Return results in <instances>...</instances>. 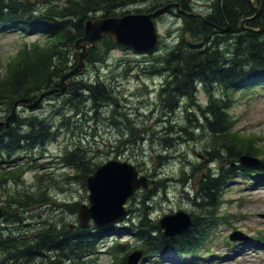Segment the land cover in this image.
I'll list each match as a JSON object with an SVG mask.
<instances>
[{"label":"trees","instance_id":"obj_1","mask_svg":"<svg viewBox=\"0 0 264 264\" xmlns=\"http://www.w3.org/2000/svg\"><path fill=\"white\" fill-rule=\"evenodd\" d=\"M141 1L146 0H0L2 31H34L46 38L45 45L33 43L24 47L6 64V72L3 77L0 76V105L6 104L9 111L17 101L23 103L37 98L44 91L57 88L58 79L72 68L78 58L74 45L83 36L85 21L93 19L96 12H103L102 17L121 16L124 12L117 13V8ZM149 1L154 8L173 2ZM253 2L260 6V13L246 25L259 28L264 25V0ZM180 9L187 11L186 4H180ZM173 11L176 8H172L170 12ZM253 14L247 0H222L221 10L213 7L210 14L204 17L212 25L222 26L223 19L228 23L229 33L219 36L209 25L174 13L175 17L183 20L178 38L180 44L171 47V52L166 56L156 58L157 64L149 61L144 66L150 75H166L158 91L161 110L173 113L183 99L188 104L183 111L184 117L189 124H194L189 130L181 129L186 140L197 138L194 135L196 129L201 132L207 130L211 134V144L205 151V164H192L191 176L189 175L194 193L191 201L201 212L199 215L190 214L191 225L187 231L166 237L156 221L150 219L145 198L139 203L142 216L133 227V235L147 257L159 256L168 248H172L180 256L200 254L201 248L208 241L206 234L211 232V228L215 229L219 222L216 210L221 204V192L235 179L231 165L241 156L261 158L260 165L254 171L264 176V146L259 142L256 144L254 137H246L233 131V121L227 113L234 103L230 92L264 85V32L257 34L241 30L239 23ZM222 37L224 39L221 41L217 39ZM102 39L107 47L99 52L97 49H90L85 57L86 61L99 63L109 50L116 47L107 37L103 36ZM225 41L228 47L226 56L218 50L219 42ZM106 87L107 84L98 80L79 81L75 84L69 80L66 91L69 96L63 98L60 106H51L53 110L50 116H29L16 122L18 128L15 124L0 132V159L11 160L16 166L0 176V185L16 176H22L26 169L23 165L28 162L23 160L30 158L26 157L27 153L32 154L35 149L42 150L48 143L56 140L60 129L68 128V119L62 113L66 106L74 115L84 111V103H89L90 109L95 110L103 107V103L117 106L112 89ZM200 87L209 100L204 107L194 103ZM217 88L227 92L226 99H213L212 89ZM194 106L197 107L198 115L191 110ZM113 114L115 115V108ZM118 115L123 116L122 113ZM55 116H61L58 123L55 122ZM119 119L130 121L125 116ZM127 126L135 138V134L140 136L143 131V128L135 125ZM21 153L25 155L17 156ZM65 154L62 158L64 165L75 168L77 173L80 172L77 177L84 180L91 173V168L80 148L76 145ZM160 158L158 156V160ZM213 161L222 164L219 170L212 171L208 167L207 163ZM233 167L241 169L245 175L250 173V170L238 164ZM35 176L40 188L28 190L23 187L22 190L6 192L2 200L7 212L0 222V264H95L94 255L100 244L114 235L111 226L96 228L89 225L86 229L76 227L69 230L49 219L41 220L36 230L24 226L26 213L31 210L42 208L38 212L41 217L40 213L48 211L51 206L57 209L67 207L71 213H75L78 207V203L56 204L50 188V185L57 184L54 178L46 177V174ZM150 183L154 188L156 185L164 188L162 180ZM143 195L151 197L154 191H145ZM111 248L117 254L115 259L120 255L118 252L123 253L118 264H126L124 252L127 246L116 243Z\"/></svg>","mask_w":264,"mask_h":264},{"label":"rangeland","instance_id":"obj_2","mask_svg":"<svg viewBox=\"0 0 264 264\" xmlns=\"http://www.w3.org/2000/svg\"><path fill=\"white\" fill-rule=\"evenodd\" d=\"M171 1H173L171 3H180L181 5L185 3L187 11H183L186 12V16L199 21L201 20L196 18V15H202L204 18L210 14L213 7H218V10H221V7L218 6V0ZM150 2L146 0L130 4L117 8L116 12H124V15L134 13L135 10L147 13L152 8L155 11L156 9L151 7ZM249 5L254 6L253 11L258 9L260 13V6H257L253 0ZM103 14V12H96L93 19L102 18ZM253 16L254 14L247 18ZM109 17L112 16L107 18ZM246 23H248L247 20L242 24L246 28L244 31L251 28ZM154 24L159 34V43L153 52L137 54L130 50L114 47L106 53L103 61L101 60L99 63L85 60L83 63L85 74L70 80L73 84L79 81H103L107 84V89H112L113 95L117 99V106L103 103V107L100 106L95 110L94 108L90 109L89 103L87 105L84 103V106L80 104L84 111L81 110V114L77 113L76 115L73 114V111H69V107L66 106L62 113L68 119V128L60 129L57 140L49 143L41 154L34 153L37 164H47L46 170L42 171V174H46V177L52 176L57 183L50 185L52 188L51 196L56 204H88V193L84 186V180L77 177L80 172L77 173L75 168L70 169L61 165V158L65 150H70L77 145L82 156L89 163L90 174L98 165H102L111 159L128 162L133 166L138 165L141 174L146 176L147 180L149 179L148 189H138L137 193L125 204L128 214L111 225L115 234L116 228H119L120 235L115 240L123 243L128 242V250L138 246L132 235L131 224H136L142 216L140 215L141 205L139 203L144 198L145 206L148 205L149 208L146 211L149 213L150 219L154 221L164 214L174 213L178 210L193 215L200 214L201 211L191 201L194 193L189 175L191 176L192 164H205L207 159L205 151L211 144V138L208 140L211 134L207 130L201 132L196 129L194 135L197 138L186 140L181 129L189 130L194 123L189 124L185 120L183 112L187 104L185 99L179 103V108L173 113L161 110L158 88L166 75H150L144 66L149 61L157 64L156 58L166 56L171 52V47L180 44L178 38L181 35L180 28L183 25V20L181 17L177 18L173 14L167 13L156 18ZM217 27L225 28V24ZM240 29L242 30L241 27ZM102 37L95 43L94 47L86 44L87 51L90 49H97L98 52L104 51L107 46L103 44ZM217 39L221 41L224 37ZM225 39L229 41L228 38ZM35 40L40 42V46L45 45L46 40L40 35L28 36L26 34L21 35L18 31L10 33L0 31V76L3 77L7 62L14 57L21 46ZM227 48L226 41L219 42L218 50L223 52L224 56L228 52ZM80 51L82 49L76 50L78 58ZM78 58L73 63L72 68L77 66ZM61 78L58 79V83ZM67 80L66 83L69 81ZM57 88L59 87L57 86ZM229 94L231 98L234 97V103L228 111L233 121V130L238 131L240 135L254 137L255 143L259 142L260 145L264 146V85L249 90L238 89ZM59 96L62 97L59 99L47 98L42 103V107L34 110H29L24 105L20 106L17 109L16 122L34 115L50 116L53 110L51 106H60L63 98L69 95L65 92ZM194 103L200 106L206 103L201 87L196 92ZM3 105H0V120L9 116L11 112L10 109L8 111L6 104ZM114 108L115 115L113 114ZM191 110L198 115L197 107H191ZM118 113H122L131 122L119 119L123 116L118 115ZM54 118L55 122L58 123L61 116ZM114 120L115 123H113ZM16 122L14 125L16 124V128H18V122ZM127 124L143 128V131L140 133L141 140L135 144L125 145L124 149L118 144V141L130 135ZM156 156L161 157L158 161L160 163H157ZM207 165L212 171L219 170L222 166L218 161L208 162ZM232 168L235 172V179H232L221 192V204L216 210L219 222L215 229L214 227L211 228V232L206 234L208 241L201 248L200 255L198 257L184 256L180 260L175 251L168 249L161 256L154 258L143 256L137 264H264V238L257 239L259 236L264 237V218L260 216L264 214V181L255 179L254 182H251L253 181L251 174L245 176L244 179L240 176V170L235 167ZM33 175L32 171L26 170L22 176H16L15 179L0 185V206L4 205L2 200L5 198L6 192L22 190L23 187H27L28 190L40 188L38 178L34 180ZM159 180L163 182V189L159 188L158 185L154 188L150 183V181ZM149 190L154 191L153 196L143 195L145 191ZM41 209H34L26 213L25 227L29 226L31 230H36L41 220L45 219L56 221L67 228H70L69 225H77V212L71 213L67 207L57 209L55 206H51L48 211L40 213L42 216L39 217L38 212ZM234 230L243 234L246 240L229 241L228 236ZM114 243L115 241L112 240L104 243L100 255L97 256L96 264H113V259L107 253V248Z\"/></svg>","mask_w":264,"mask_h":264},{"label":"water","instance_id":"obj_3","mask_svg":"<svg viewBox=\"0 0 264 264\" xmlns=\"http://www.w3.org/2000/svg\"><path fill=\"white\" fill-rule=\"evenodd\" d=\"M250 4L252 0H247ZM221 0H218L220 8ZM170 7H176L180 14H186L185 11L179 10L178 3H171L161 7L154 12L146 14H125L120 17H105L98 19H88L84 24L83 37L75 42L76 49H82L79 52L78 64L73 69L65 73L58 87L41 93L28 108L32 109L48 95L55 93L56 96L64 94L66 91V80L81 70L83 60L87 53V46L94 47L95 43L102 37L107 36L115 45L124 46L136 53L144 54L153 51L157 47L158 36L153 23V18L160 13L166 11ZM254 6H252L253 8ZM257 10V11H256ZM254 12V16L241 21V28L245 20L257 17L258 9ZM192 16V14H190ZM205 24L211 25L214 29L221 33L229 32L227 22L223 19L225 28H219L208 23L199 15L195 16ZM251 33H262L264 27L259 29L248 28ZM30 102L31 100H27ZM19 101L15 102L12 107L11 114L4 120L0 121V130L7 129L16 120V107ZM239 162L245 166H254L259 162L248 156H241ZM85 186L89 192L88 202L90 206L81 205L78 208V225L81 228H86L91 220L95 226L102 227L115 222L118 218L125 214L123 205L134 195L139 187L147 188V179L138 177V172L129 164L120 163L118 161H108L103 165L98 166L94 172L85 180ZM5 210L0 208V216ZM156 224L164 230L166 236L185 231L190 226V217L183 211H178L173 214L164 215ZM231 240L241 239L240 234L233 233L230 236ZM143 256V251H135L127 257L128 264H137Z\"/></svg>","mask_w":264,"mask_h":264},{"label":"bare ground","instance_id":"obj_4","mask_svg":"<svg viewBox=\"0 0 264 264\" xmlns=\"http://www.w3.org/2000/svg\"><path fill=\"white\" fill-rule=\"evenodd\" d=\"M221 4H222V1H221ZM221 4H220V7H221ZM253 10V9H252ZM228 27H229V25H228ZM84 61L85 60H83V63H84ZM84 69L83 68H81V70H79L76 74H74L73 76H71L70 77V79L69 80H71V79H73V77L75 78V77H78V76H82V75H84L85 74V72L83 71ZM30 105V104H29ZM129 136H127V138H123V139H121V141L119 140L118 141V144L120 145V146H122L123 148H124V146L125 145H131V144H135V143H137L139 140H141V138H140V136L139 135H137V134H135L136 135V138L134 137V135H133V132H131V131H129ZM210 138H211V136L208 138V140H210ZM125 149V148H124ZM155 158H157V163H158V157L156 156ZM108 161H118V162H120V163H126V164H129V165H131L137 172H138V176L139 177H145V178H147L146 176H144V175H142L141 174V170H139V167H138V165L137 166H133L132 164H130V163H128V162H122V161H119V160H117V159H111V160H108ZM107 161V162H108ZM156 163V164H157ZM126 211V210H125Z\"/></svg>","mask_w":264,"mask_h":264}]
</instances>
